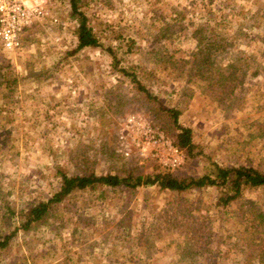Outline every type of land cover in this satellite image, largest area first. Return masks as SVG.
<instances>
[{
  "label": "rangeland",
  "instance_id": "rangeland-1",
  "mask_svg": "<svg viewBox=\"0 0 264 264\" xmlns=\"http://www.w3.org/2000/svg\"><path fill=\"white\" fill-rule=\"evenodd\" d=\"M43 2L52 16L28 25L20 48L0 45V233L14 231L0 264H264V186L222 203L216 186L97 184L21 227L62 173L195 177L212 162L264 172V0H77L99 41L79 49L70 0ZM207 48L235 80L192 73ZM166 107L192 129L176 167L141 156L129 120L174 140Z\"/></svg>",
  "mask_w": 264,
  "mask_h": 264
},
{
  "label": "trees",
  "instance_id": "trees-1",
  "mask_svg": "<svg viewBox=\"0 0 264 264\" xmlns=\"http://www.w3.org/2000/svg\"><path fill=\"white\" fill-rule=\"evenodd\" d=\"M70 4L71 10L76 14L75 18L77 20V25L75 27L77 36L76 47L79 49L88 45H98V37L94 34L93 28L88 25L86 15L79 10L77 0H70ZM208 50L207 48V51L203 49L199 52H195V57L192 59L195 63L194 67L191 69L192 73L195 74V76L199 75L206 78H208V74L206 73H212L213 79H216L219 84H226L235 80L237 76L235 75L236 70L233 68V63H229L225 66L215 63L214 57H211V53ZM194 68L195 72H193ZM227 68H231V70L226 72L225 69ZM137 84L144 90V87H142L138 81ZM166 110L169 112L170 116H172L173 123L175 124L176 133L174 142L184 148L186 154H188V151H191L194 145L191 137L192 129L187 125H180L178 122V109L166 107ZM211 166L209 171L195 177H181L172 172V169L164 167L153 173H147L144 176L140 174L122 177L118 174L111 173L100 175H69L67 173H62L58 189L54 191L51 196L47 197V199L34 203L26 210L21 227L26 230L29 229L32 224L44 221L49 214L51 204L61 201L71 190L87 186H96L97 184L107 186L124 185L131 187H136L143 183L158 184L161 188L172 190H182L188 187L198 188L203 186H216L223 190L218 197L219 201L222 203H228V201L237 197L245 187L264 186V172L255 166L246 164L222 166L217 162H212ZM259 214L261 213L259 212ZM262 218H264V215ZM13 233L14 231L5 234L0 233V249L8 244Z\"/></svg>",
  "mask_w": 264,
  "mask_h": 264
},
{
  "label": "built area",
  "instance_id": "built-area-1",
  "mask_svg": "<svg viewBox=\"0 0 264 264\" xmlns=\"http://www.w3.org/2000/svg\"><path fill=\"white\" fill-rule=\"evenodd\" d=\"M45 16L52 15L46 9L43 0H0V45L2 48L5 50L20 48L24 29L34 20ZM138 118H140L139 121ZM129 120L134 121L136 129L141 131L142 137H137L135 142L141 156L154 157L168 167H176L184 162L185 149L175 144L170 136L160 132L157 127L139 115H134ZM147 144L152 145L150 151L140 150ZM117 147L125 154L129 153L126 132L122 128L117 134Z\"/></svg>",
  "mask_w": 264,
  "mask_h": 264
}]
</instances>
